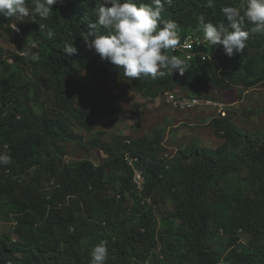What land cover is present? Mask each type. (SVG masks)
<instances>
[{"label": "trees", "instance_id": "1", "mask_svg": "<svg viewBox=\"0 0 264 264\" xmlns=\"http://www.w3.org/2000/svg\"><path fill=\"white\" fill-rule=\"evenodd\" d=\"M98 2L58 0L49 19L40 21L43 29L30 18L0 16V30L25 51L10 54V62L0 44V152L11 156L10 164L0 165V216L16 221L17 235L0 236V264H90L91 249L101 241L108 248L105 264H264V133L245 131L224 116L214 119L224 139L218 147L194 143L165 155L163 129L112 140L99 130L85 147L111 156L100 163L72 160L58 142L83 141L74 123L94 130L102 118L118 119L110 93L123 79L128 89L152 97L175 87L197 94L204 86L264 84V34L252 33L253 25L245 23L246 48L231 57L222 45L200 42L199 15L226 24L221 9L242 10L245 0H212L211 8L208 0L165 3L162 18L178 23L181 43L195 38L196 55L188 58L177 48L172 54L191 68L155 80H129L87 47L81 34L95 21ZM66 44L76 53L66 55ZM83 71L89 72L85 80ZM126 152L143 169L142 192Z\"/></svg>", "mask_w": 264, "mask_h": 264}, {"label": "clouds", "instance_id": "2", "mask_svg": "<svg viewBox=\"0 0 264 264\" xmlns=\"http://www.w3.org/2000/svg\"><path fill=\"white\" fill-rule=\"evenodd\" d=\"M57 2L31 0L29 5V0H0V16L18 21L30 18L43 29L46 25L40 21L49 19ZM165 3L170 5L172 0L140 3L137 0H102L92 9L96 19L89 24V30L81 34L83 40L101 59L122 69L123 76L129 80L141 77L155 80L176 72L183 76L191 64L172 54L181 44L180 27L176 21L162 18ZM207 7H213L212 0H208ZM221 11L226 24H215L206 20L203 14L197 17L198 30L205 46L222 45L225 54L231 57L246 48L249 31L244 29L245 23L253 25L252 33L264 34V0H245L242 10L226 6ZM100 26L108 31H101ZM51 34L49 31V36ZM76 51L73 44L65 45L66 55ZM10 163L11 156L7 152H0V165ZM107 258L105 241L91 249L90 264H105Z\"/></svg>", "mask_w": 264, "mask_h": 264}, {"label": "rangeland", "instance_id": "3", "mask_svg": "<svg viewBox=\"0 0 264 264\" xmlns=\"http://www.w3.org/2000/svg\"><path fill=\"white\" fill-rule=\"evenodd\" d=\"M0 44L4 50L2 55L4 59H9L10 54L16 52L17 47L13 43V38L4 30H0ZM1 73L0 67V75ZM88 73L87 71L81 73L83 80L87 79ZM126 82V79L118 81L111 93L109 91L120 107L118 119L114 116L102 118L96 122L94 130H87L74 123L73 130L83 135V141L76 138L59 139L58 142L66 146L69 158L79 160L89 157L96 163L110 159L111 156L99 148L85 147L86 140L99 130L103 131L107 139L112 140L120 135H129L133 138L153 136L163 129L164 153L171 155L179 148H187L194 143L211 148L218 147L224 139L216 133L214 122L224 116H231L232 120L245 131L264 133V84L249 89L241 85L228 89L204 86L197 94L180 91L179 87L173 89L186 96L198 95L220 101L224 109L219 110L218 106L213 105H199L190 109L178 108L168 102L165 91L152 97L141 91L128 89ZM40 132L42 134L48 132L46 124L42 125ZM15 223L14 219L0 216V236L16 238Z\"/></svg>", "mask_w": 264, "mask_h": 264}, {"label": "built area", "instance_id": "4", "mask_svg": "<svg viewBox=\"0 0 264 264\" xmlns=\"http://www.w3.org/2000/svg\"><path fill=\"white\" fill-rule=\"evenodd\" d=\"M10 26L14 31L18 33L21 32L20 26L17 25L16 23H11ZM186 38L187 40L185 43ZM194 41H195V38H193L192 36H187L183 39V42L178 47L185 51L188 58H191L193 55H196V51L195 52L193 51ZM202 41L203 40L200 38V42ZM16 52L20 54H25V51L20 50L18 47L16 48ZM199 53L203 57H206L205 51H202V52L199 51ZM8 60L10 62H14V59L12 57H10ZM165 94L167 96L168 102L178 108L190 109V108H193L199 105H213L216 107L218 106L219 110L224 109V105L220 101L214 100L211 97H204V96H198V95L186 96L185 94L177 93L174 90H167L165 91ZM165 155H170V154L166 153ZM125 159L129 163V165L132 167L133 180H134L137 190L139 192H142V190L145 187L146 179H145L143 169L138 165V158L136 156H133L130 152H126Z\"/></svg>", "mask_w": 264, "mask_h": 264}]
</instances>
